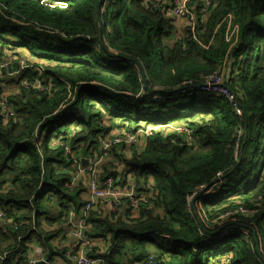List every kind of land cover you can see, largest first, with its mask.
<instances>
[{"label": "trees", "instance_id": "1", "mask_svg": "<svg viewBox=\"0 0 264 264\" xmlns=\"http://www.w3.org/2000/svg\"><path fill=\"white\" fill-rule=\"evenodd\" d=\"M201 6L189 5L178 35L175 20L145 0H0V55L30 63L0 74V211L12 223L0 226V260L12 251L26 262L40 245L46 259L70 262L57 236L70 207L84 206L86 187H70L57 170L71 163L61 140L81 161L106 138L151 128L139 134L142 149L101 166L115 183L131 174L142 199L135 216L130 206L91 212L83 235L96 241L95 264H264L263 167L252 173L264 134V0ZM133 59L160 91L144 87ZM228 59L242 115L194 87ZM23 79L50 89L23 88ZM223 176L212 194L197 193Z\"/></svg>", "mask_w": 264, "mask_h": 264}, {"label": "built area", "instance_id": "2", "mask_svg": "<svg viewBox=\"0 0 264 264\" xmlns=\"http://www.w3.org/2000/svg\"><path fill=\"white\" fill-rule=\"evenodd\" d=\"M146 2H149L153 8H157L159 6L162 7V10L165 14L169 15L171 20H175L178 18H183V17H190L191 12H190V4L194 3V0H145ZM202 2V10L201 13H204L207 11V8L210 7L211 5V0H201ZM200 8V9H201ZM230 64L231 60L228 59L226 63L223 66V70L221 72H215L211 75H209L202 83L200 86V89L204 92H220L228 97L230 100V103L232 104L233 108L236 110V112L240 115L243 114V111L239 104H237L235 101L237 98H235V95L229 91L227 87V82H228V77H229V71H230ZM24 66L20 65V74L21 71L23 70ZM8 70V63L4 61H0V71L1 70ZM12 75L13 73H9ZM26 79H23L22 81H25ZM234 100V101H233ZM4 105V104H3ZM5 108V106H3ZM183 129V128H180ZM242 134V130L240 129L237 137ZM133 138L132 136H129L127 140ZM122 140L120 138H114L113 140H110L109 138L106 139V141H103L102 144L104 147H106L108 150L112 146L119 145L121 144ZM71 157V162H74V170L73 174L70 175V179L68 182V185L71 186H77L81 176L83 175V167L84 165L82 164V159L81 161L77 159L74 154L69 155ZM88 170H91V176L93 178V181L89 186H88V195L89 198L85 197V202L83 208V214L82 216H88L90 212L93 211V207L95 202L98 201V199H102L105 202H109L110 204H114L112 206V209L114 210L117 208L120 203L119 199L122 197H129L133 200V205H135L136 200L134 197H136V190L134 188H130L127 190H117L116 188L113 187L115 184V178L113 176H109L106 180H104L99 186L97 184L98 176L95 175L94 170L97 168V163H92L87 166ZM220 174H218L219 176ZM218 183L215 182L213 186ZM201 188V187H200ZM199 188V189H200ZM260 205H264V198L262 202H260ZM250 213V212H249ZM82 220V219H81ZM79 221V224L76 228H70V234L72 235L75 240L78 241H88L89 239L83 235V232L85 228H83L82 221ZM8 223V220L4 216L3 212L0 211V226L5 225ZM248 239H250V236L248 235V232H242ZM12 253L11 252H2V257L1 259H8V255ZM69 259L74 261V264H95V260L86 257L83 254H80L79 256L76 257H69ZM225 261H228L227 259ZM39 259H36L32 262H28L27 264H38ZM53 261L47 262V264H52ZM68 263V262H64Z\"/></svg>", "mask_w": 264, "mask_h": 264}, {"label": "bare ground", "instance_id": "3", "mask_svg": "<svg viewBox=\"0 0 264 264\" xmlns=\"http://www.w3.org/2000/svg\"><path fill=\"white\" fill-rule=\"evenodd\" d=\"M208 9L209 8H207V10ZM201 10H202V8L200 9V12H201ZM177 21L178 20L175 19V23H177ZM0 51H1V49H0ZM3 55L4 54H2V52H1L0 61H4L5 60L8 63V71H10V73H13L11 71L12 70V65H19V66L23 65L25 67L26 65L30 64L27 61V58H25V57H19V56L16 55V57L19 58V60H16L15 56L12 55V54H6L7 56H3ZM3 70L0 71V74L2 73ZM22 82H23V84H22L23 88L32 87V88H35V89H38V90H41V89L48 90V89H50L49 87H41V86H39L37 84V82H35V81L31 82V81L26 79L25 81H22ZM146 82H147V80H146ZM5 92H6V94H8L7 90H5ZM211 93L222 95L230 102L228 97L226 95L220 93V92H211ZM2 115H3L4 118L5 117L7 118L9 113L4 111ZM143 129H145V132H147V133L152 131L151 128H143ZM142 130L138 129L136 132L131 133V134H126L125 133V134H122V135L120 134V135H115V136H120V139L122 140V142H121L122 146H125L126 149L129 147L127 149V150H129L130 146H135V147L138 146V145L143 146V144H142L143 138L139 137V134L141 133ZM187 131H189V130H187ZM129 136H132L133 138L127 140V138ZM106 139L104 141H106ZM60 145H61V147L63 149V152L66 155H71V154L74 153L73 147L71 145L63 142V140L60 141ZM107 152H108V149L106 147H104L103 144H102L101 147H100V154L99 155L90 156V157L85 159L87 163L83 167V177L88 180L87 186H89L92 182H94L93 178L91 176V172L92 171L88 170V168H86L87 166H89V164L97 163V168L94 170V173H95L96 176H98L97 184L99 186H101L102 182L104 180H106L109 176H112V175H106V176L102 177L103 171L101 169V166H102V164H104V162H106V159L108 158V157H106ZM74 165H75L74 162H71L68 165L59 166L57 168V170L60 173L64 172V173L72 175L73 174ZM113 177L115 178V176H113ZM117 178H118V182L113 185V187L116 188L117 190H127V189H130V188H134L136 190V181L134 180V178L132 177L131 174H128L125 177L120 176V177H117ZM85 196H86V198H89L88 192L85 194ZM126 198H129V197H126ZM134 198L136 200L135 205H133V200L131 198H129V200H128L129 204H127V205L124 204V202H123L125 197L120 198L119 199L120 205L117 208H115L114 210L112 209V206L114 204H110L109 202H105L102 199H98V201L95 202V204H94L93 210H94L95 207L101 206L104 211L108 210L109 212L112 211V212H118L119 214H121V211L125 207L130 206V207L133 208L132 215L135 216L138 204H139V202L141 201L142 198L137 197V196L134 197ZM263 198H264V190L261 192V194L258 195L256 200L262 202ZM260 206H261L262 210L264 211V205H260ZM239 209L242 210L241 207ZM83 211H84L83 208H81V209H79L78 211L75 212L74 209H73V206H71L70 210L68 211L67 217H66L65 225L68 226V227H71V228H76L78 226V224H79V221L82 219L83 221L81 220L82 221V225L81 226L83 228H85V229L87 227H89L88 226V224L90 225L89 219L90 218L93 219L92 214L90 212L88 216H82ZM203 213L205 214L204 211H203ZM232 213H233V211H231V210H227V211L221 212L218 215L217 218H214L211 221H212V223H214L217 220H220V219H223V218H225V217H227L229 215H232ZM4 216H5V214H4ZM7 220H8V223H6L5 225H12L11 221L9 219H7ZM90 226H91V228H93L92 225H90ZM68 240L69 239H61L60 242H58L60 248L64 249V255H63L64 258H66L68 260L69 257H76V256H79L80 254H83L86 257L95 260L96 262L98 261L97 259L89 256L90 250L88 249V247L90 245H92V244H95L96 241H92V240L78 241V240H75L72 243V246L69 247L68 246ZM20 241H21V239H20ZM97 246H101L100 245V241H97ZM31 250L32 251L31 252L29 251V253H28L29 255L26 258L27 260H26L25 264H27L28 262H32V261H34L36 259H39V262L40 261H44V262H46V264H47V262H50V261H53L52 264H64V262L61 259H57V260H53V259L52 260H48V259H46L43 256V251H42V248L40 247V245L32 246ZM5 261H6V258L5 259H1L0 260V264H2Z\"/></svg>", "mask_w": 264, "mask_h": 264}, {"label": "crops", "instance_id": "4", "mask_svg": "<svg viewBox=\"0 0 264 264\" xmlns=\"http://www.w3.org/2000/svg\"><path fill=\"white\" fill-rule=\"evenodd\" d=\"M194 1H196V0H194ZM198 1H201V0H198ZM176 20H178L177 23H176L177 24V27H178L177 28L178 35H181L182 34V31H183V28H184V26H186L188 24V21L185 20V19H183V18H178ZM2 87H4V86H2ZM6 90H7V93H9L10 90L9 89H6ZM129 151H130V149L127 150V153ZM116 154H119V153H113L111 156H109L110 158L112 157V159H110V160L113 161L112 164H111L113 167L115 166V164L117 162V159L115 157L113 158V156L116 155ZM263 170H264V166H263ZM85 179L86 178H84L83 175H82L80 180L82 181V184L86 187L85 188V192L87 193V190H88V186H87L88 180L87 179L85 180ZM222 179L223 178L219 177V180L217 181L218 183H216L214 186H213V184L215 182L213 184H211V185H208L209 187L206 190H204V189L207 186L201 187L200 189H198L197 193L204 192L206 195L212 194L214 191H216L217 189H219V187L221 185V180ZM77 186L80 189V181H79V183H78ZM57 237H58V239H57L58 242H60L61 239H69L68 240V246L69 247H71L72 246V243L75 241V238H73L72 235L70 234V228H68V230H66L62 235L57 236ZM24 243H26V241ZM27 255H29V254H27ZM216 260H218V258L217 259H214V261H216ZM7 264H25V260H24V258H21V257L16 256L12 252V253H10L8 255V262H7ZM64 264H74V262H73V260H70V262L64 263Z\"/></svg>", "mask_w": 264, "mask_h": 264}, {"label": "rangeland", "instance_id": "5", "mask_svg": "<svg viewBox=\"0 0 264 264\" xmlns=\"http://www.w3.org/2000/svg\"><path fill=\"white\" fill-rule=\"evenodd\" d=\"M184 27H185V26H184ZM12 72H13V71H12ZM13 73H14V72H13ZM11 76H13V75H11ZM10 79H14V78H10ZM15 80H16V79H15ZM15 80H14V81H15ZM1 86H5V85L1 84ZM9 89H10V87H9ZM18 91H19V87L17 88V92H18ZM142 147H143V146H141V145H139L138 147L136 146V148H139V149H142ZM128 148H129V147H128ZM128 148H127V149H128ZM99 149H100V145H99V148H96V151H98ZM127 149H125V148L122 146V144L112 146V147L110 148V150H108L106 157L111 156L113 153H120L121 155L125 156V155L128 154V153H127ZM254 160H255V166H254V168H253L252 173L255 175V174H257V172L263 167V163H264V134H263V137H262V146H261L260 154H259V155H254ZM262 238H263V240H264V230L262 231ZM42 251H43V250H42ZM222 251H223V249L220 250V252H222ZM26 253L28 254L29 251L26 252ZM26 253L24 254V255H25V258L28 257V255H27Z\"/></svg>", "mask_w": 264, "mask_h": 264}, {"label": "water", "instance_id": "6", "mask_svg": "<svg viewBox=\"0 0 264 264\" xmlns=\"http://www.w3.org/2000/svg\"><path fill=\"white\" fill-rule=\"evenodd\" d=\"M132 61H133L135 64H137V66H138V69H139V72H140L141 79H142L143 82H144V87H145L148 91H151V92H157V91H160V90H151V89L149 88V86H148V84H147V82H146V76H145V73H144V71H143V69H142L140 63H139L136 59H133ZM200 86H201L200 83L194 85V87H196V88H198V87H200ZM86 163H87L86 160H85V159H82V164L85 165ZM224 177H225V176H223L222 178H224ZM208 187H209V186H207L204 190H206ZM196 197H197V196H195V197L192 198V200H191V205L194 204V201H195ZM253 235H254V238H255V232H253ZM255 241H256V239H255ZM38 264H46V262H44V261H40V262H38Z\"/></svg>", "mask_w": 264, "mask_h": 264}, {"label": "clouds", "instance_id": "7", "mask_svg": "<svg viewBox=\"0 0 264 264\" xmlns=\"http://www.w3.org/2000/svg\"><path fill=\"white\" fill-rule=\"evenodd\" d=\"M194 197V196H193Z\"/></svg>", "mask_w": 264, "mask_h": 264}]
</instances>
